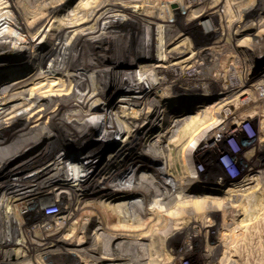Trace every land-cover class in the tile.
Listing matches in <instances>:
<instances>
[{"label": "bare ground", "instance_id": "bare-ground-1", "mask_svg": "<svg viewBox=\"0 0 264 264\" xmlns=\"http://www.w3.org/2000/svg\"><path fill=\"white\" fill-rule=\"evenodd\" d=\"M70 1L44 0L41 5H38L39 7L36 5L37 8L35 9L31 8V0H25V3H21L19 0H7L8 4H0V33L3 32L6 35L5 40L0 43V150H4L9 146H12V149L19 147L24 140L37 134L41 135V139L47 140L58 133L59 130H65L61 127L68 124V121L70 123V120H73L74 111L79 103L97 106L95 110L82 117L77 125H71L70 129L64 131L63 143L53 142L48 145V152L44 153L42 157L37 155L40 148L37 149L39 140H36L30 148V153H26L23 157L12 161H0V186L4 188L12 187L10 191L12 192V203H7L6 199L5 201L0 199V217L5 216L6 219H12V238L6 235L4 230L6 228L0 223V227H2L0 229L3 232V246L1 249H5L12 243V251L1 257L2 260L7 262L12 258V262H18L19 264L22 262L21 264H24L23 261L19 260L24 258L30 244H35L37 249L32 256L36 259L33 261L30 259V261L33 264H46V261H44L46 256L55 252L58 249L57 246L63 242L60 234L63 231H72L73 229L84 233V238L77 240L75 244L83 252L91 251L90 247L89 249L82 246L89 236L88 228L90 227L82 224L79 228L78 223L75 225L69 224L68 222L71 220H67L71 219L72 216L85 215L87 221H92L93 215L87 212V208L85 209V199L83 198L87 196L88 189L95 187L92 183L93 178L97 179L102 170L103 172L110 170L112 166L121 162V160L127 163V169H124L125 172H123V169L115 170L113 175L116 179H112V182L115 180L114 185H106L100 191L101 193H97V199L106 200L102 198L103 195L101 194L106 193L104 196H107L111 191L124 197L128 193L134 192L131 186H145L152 191V194L168 197L183 196L185 198L181 203H177L179 206L167 209L169 211L163 213L169 218L171 216L173 218L175 216L184 217V213L187 212V208L184 206L186 203L194 204L195 216L205 217L206 214H209L207 212L214 209L212 203L216 202L218 204V202L211 201L215 197L199 196L195 199L187 193L190 184L195 185L200 182V176L198 178L194 171L193 144L190 141H196L199 137L204 140V137L206 138L210 134L215 135L216 138L219 132L229 135L237 134L238 131H241L240 127L245 119L240 118L236 111L254 101L256 90L259 91L256 98L264 100V84L262 82L250 84L249 79L245 77L247 67L243 74L238 73L236 66L239 62L238 55L233 54V58L229 59L230 62L227 65L218 67L216 52L214 54L208 53L209 51L207 52L204 47H201L195 48V54L192 52L194 56H197L195 66L191 67L190 70L184 68L185 71L181 70L179 74H174H177V76L191 74L199 76L202 82L199 83L195 78L197 81H194L193 87H197V90L201 92L202 90L216 92L219 100L217 99L214 103L204 106L203 111L198 113V115H202L201 118L195 115L190 121L185 117L167 119L169 114H167L165 108L161 109L159 107L154 94L159 96L165 94L162 92V88L154 90L153 79L159 82L161 78L159 75L163 76L165 74L162 72L172 71L173 66L175 67L174 70H178L183 66L180 64L181 62L176 63L173 60L185 51L186 46L180 45L174 48L166 46V43L168 44L170 41L179 40L182 34L178 33L176 37L168 36L164 41L165 43L161 44L150 38L148 42L136 43L132 40L133 35L141 34L143 37H152L156 23L174 19L173 10L179 8L186 11V9L198 8L205 4V6H208V3H204V0H77L73 10H68L69 12L60 17L59 12L63 7L68 6V3L70 4ZM228 2L225 3L229 4ZM251 2L253 3V1ZM239 3L236 4V9H238ZM231 4L234 3L230 2V6ZM244 4V6H247L245 2ZM259 4L261 6V3ZM254 6L256 7V3ZM258 9L260 11L261 8L258 7ZM239 11L242 13V10ZM130 12L136 14L135 24L132 23L131 26L127 18ZM247 13L246 15H249ZM262 13H259L261 17H258L264 20ZM227 14H229L228 11ZM231 14H234V12ZM243 16L240 15L241 18ZM252 16L254 17V14ZM240 17L238 19H241ZM181 20L177 19V24ZM232 20L234 19L232 18ZM56 21L59 24L60 22L63 23V25H50L46 27V30H42L35 35L34 38L30 36L31 31L37 29L42 22L53 24ZM238 23L240 24V21ZM239 24H236L239 29L247 27L246 24ZM212 33L214 32L212 31ZM187 45L189 46V44ZM9 52H12V63L1 60L2 56ZM211 66L218 68L205 77L203 74L206 71L210 73ZM150 72L156 74L153 76L155 78L150 77ZM231 76H235L234 78L237 81L233 82ZM120 77L121 79H118ZM183 80L187 81L186 78ZM176 82L177 80L169 81L167 85L168 87H174ZM214 82L217 83L218 87L213 86ZM237 82L238 84L235 85ZM135 84L142 85L145 90L134 98V105L130 106L131 109L125 113L124 111L129 108L125 103L128 92ZM88 92L89 95L91 93V98H88L90 100L82 99L81 96L86 95ZM106 96L107 98H105ZM117 97L118 99H115ZM230 106H235V108L230 111ZM156 110H160L159 113ZM232 112L236 115H231ZM255 113H245L244 115L250 116ZM162 114H164V117L161 122ZM208 116H213L215 119L209 122ZM167 123H170V127L163 130ZM182 125H187L186 131L189 130L190 134L191 130L199 125L200 128L197 127L199 129L197 131L198 135L196 133L191 135L189 137L191 139L182 147L168 148L165 146L167 144L166 140L178 134ZM55 130L58 132H54ZM186 131L184 134L187 135ZM153 132H158V137L154 141L155 143L150 142L153 145L148 147L147 143L149 142L147 140L149 137L147 138V135H151ZM182 138L184 137L180 139ZM134 139L138 140V145ZM102 140L106 141L101 146L106 148V145H110L107 150L105 149L108 152L107 156L100 162H95L92 168H86L84 163L86 164L93 158L95 155H92L93 152L103 148H96L99 142L102 143ZM123 151H128V156L121 157L120 154ZM68 159L77 160L79 164L69 165ZM168 168L171 169L168 170ZM132 170L134 171L130 175L134 179L126 181V175ZM67 174L71 177L68 178ZM60 196L66 200H71L73 196H76L78 201L76 200L73 203L70 212L68 211L69 213L65 217L54 218L56 214L53 211L52 214L49 213L50 215L43 216L40 213L42 207L52 204L51 200L54 198H56L54 204L59 203L58 198ZM45 201L48 202L45 204ZM92 204H95L94 201ZM222 204V212L226 213L230 208L236 207L238 204L240 207V204L243 203L224 202ZM219 205L221 207V204ZM90 206L95 207V205ZM189 206L191 207V205ZM35 214L36 216H34ZM177 217L174 219V224L169 223V226L167 225L168 228L181 227L178 224L184 221H176ZM169 218L167 219L170 220ZM224 218H226L225 222L227 224L226 226L221 225V229L218 230L217 234H225L226 236L234 219L230 214ZM133 226L136 227L135 229L139 227L137 225ZM209 226H212V224H209ZM33 233L37 235L31 237ZM29 234L30 237L26 238ZM59 236L60 238H58ZM13 244L18 247L17 250L14 249ZM222 245L224 246L223 243ZM66 252H74V250L68 248ZM55 253H58V251ZM209 262L211 261L209 260ZM85 264L94 263L92 260H85Z\"/></svg>", "mask_w": 264, "mask_h": 264}, {"label": "rangeland", "instance_id": "rangeland-1", "mask_svg": "<svg viewBox=\"0 0 264 264\" xmlns=\"http://www.w3.org/2000/svg\"><path fill=\"white\" fill-rule=\"evenodd\" d=\"M0 1V4H8L7 0ZM19 1H21V3H25V0ZM43 1L44 0H31V8H37L36 5H41V2ZM226 1L228 2L229 0H204V3L207 2L208 6H205V4L203 5L205 6L204 8L203 6L198 8L193 7L195 10L193 8H189L186 9V11H183L179 8V10L174 8L175 10L173 11L176 17L174 16L172 21L156 23L153 28L152 37H143L141 34L133 35L132 40L136 43L148 42L150 38L151 40H157L159 44H161L168 36L176 37L178 33L182 34L179 40H174L175 42L170 41L168 44L166 43V46L170 48L180 45L186 46L184 49L185 51L173 60V62L176 63L181 62L180 64L183 66H181V68L178 70H174L175 67L173 66L172 71L167 70L162 72L165 74L163 76L159 75L161 78L159 82L156 80L158 83L155 81V79H153V85H155L154 90L162 88V92L165 94L162 96L154 94V96L157 99L159 107H161V109L165 108L167 114H169V118L167 119L172 120V118L175 119L185 117L188 118V121H190L195 117V115L202 117V115H198V113L203 111L205 108L204 106L214 103L219 98L216 92H206L203 90L201 92L200 90H197V87H193L195 84L194 81L198 80L199 83L202 82L200 81L199 76L197 77L193 74L177 76V74H174H179L181 70L185 71L184 68H188V70H190L191 67L195 66L194 64L197 60V56H194L195 48L198 49L204 47L207 52L209 51L208 53L214 54L216 52L215 55L217 56L216 62L218 63V67H220V65H227L230 62L229 59L233 58V54L238 55L239 57L237 58H239V62L236 64L238 73L240 75L243 74L247 67V75H245V77L246 79H249L250 84H259L260 82L264 84V20L263 18H259L261 17L259 13L263 12L261 15L264 16V0H255L256 2L254 0H231L230 2L234 3L233 5L231 4V6H233L235 9L237 8L236 4L240 2L238 4V9L242 10V13L238 9L235 10L233 7L231 9L230 2H228L229 4H226ZM251 1H253V3ZM244 2L247 4V6H244ZM258 2L261 3V6ZM75 3H77V0H71L70 4L68 3V6L63 7L58 15L63 17L65 13L72 11ZM255 3L256 7L254 6ZM252 6L253 8L251 9ZM258 7L261 8V12L259 11ZM227 11L229 14H227ZM237 11L241 13L240 15L242 16L246 11L249 13V15H246V12L244 14V16H246L241 18ZM232 12H234V14H231ZM250 14H254L255 18L252 15L250 17ZM212 17H215V19ZM229 17H232L234 20ZM238 17L241 19H238ZM127 18L130 26L135 24V13L130 12L127 15ZM177 19H182L179 24L176 22ZM255 19L257 20L255 21ZM238 20L240 21V24L238 23ZM249 20L253 21L250 22ZM58 21H56L57 24L56 22L53 24H50V22H42L43 24H39L37 29L31 31L32 34H30V36L34 38L35 35H37L42 30H46V27H49L50 25H63L61 22L59 24ZM258 21L259 23H257ZM224 22H227L229 25L226 23L224 24ZM235 23L237 25H241V23L247 25V23H249L250 25H247V29L245 27L239 29L236 27L237 25ZM212 31L214 33H212ZM5 36L6 35L3 32L0 33V43L5 40ZM208 41L209 43H207ZM187 44H189V46ZM9 53H5L1 60L12 63V52ZM218 67L213 68L211 66V72L209 73L206 71L207 73L205 72L203 75L206 77L207 74H211ZM149 75L151 78H155L153 76L156 74H152V72H150ZM231 77L234 80L233 82L237 81L234 78L235 76ZM184 78H186L187 81H184ZM118 79H121V77ZM175 80H177L175 86L168 87L167 83L169 81ZM237 84L238 82L235 83V85ZM213 86L218 87L217 83L215 82L213 83ZM144 90L145 89L143 86L138 84H135L131 87L128 92V98L125 102L127 108H129L128 110L124 111L125 113L131 109L130 106L134 105V98L139 96V94H141ZM258 92L259 91L256 90V97ZM89 97L91 98V93L89 95V92L86 93V95L81 96L82 99L85 98L88 101L90 100L88 99ZM118 97L115 99H118ZM256 97H254V101H251L252 103L250 105H246L240 108V110L236 111V114H238L240 118L245 119L240 127L241 131H238V133L235 134L236 136L219 132L216 138L215 135L212 136L213 134H210L207 135L206 138L204 137V140L203 138L199 137L196 141H190L193 146H195H192V154L194 157L193 166L198 178L200 176V182L195 185L193 183L192 185L190 184L187 193H189L188 195H192V197L195 199H197V197L199 198V196L215 197L214 200L211 199V201H217L218 204L216 202L212 203V205L214 204V209L210 210L211 213L207 212L209 214H206V216L203 218L197 217L194 213V204L186 203L184 206L187 208V212L184 211V217L179 218L175 216L177 217L176 221L183 220L184 222L180 223L181 225L178 224L179 227L181 226L180 228L172 229L171 227L168 228L167 225L169 226V223L174 224L173 222L175 217L173 218L171 216L169 218L163 213H167L169 211L167 209L179 206L178 204L183 201V196H160L157 194H152V191L145 186H131V188L134 189V192L130 194L128 193V195L124 197L114 194L111 191L107 195L108 198L107 196H104L106 193L101 194L103 195L102 198L106 200L102 201V199H97V193L104 189L106 185H114L113 182L115 180L112 182V179H116L113 175L115 170L127 169V163L121 160V162H118L112 166L110 170H105L104 172L102 170L97 179H94V177L92 183L95 185V187L88 189L87 196L83 198L85 199V209L87 208V212L93 215L92 221H87L85 215L79 217L72 216L71 219L67 220H71L68 222L69 224L72 223L75 225L78 223L79 228H81L82 224L90 227L88 228L89 236L87 239H85L86 241L82 246L87 248L90 247L91 251L83 252L80 247L75 244L77 240L84 238V233H82L80 230L73 229L72 231H63L62 234H60L62 236L63 242L61 245L57 246L58 249L55 250V252L58 251V253L53 252L47 255L44 260L46 261V264H85V260H92L94 264H264V100L258 99ZM105 98H107V96ZM95 107L97 106L94 104L79 103V105L76 107V110L74 111V121L70 120V123L68 121V124L62 126L61 128H64L67 131L70 129L69 127L71 125H77L78 121L82 117L86 116V114H89L91 111L95 110ZM234 108L235 106H230V111H232ZM156 111L159 113L160 110ZM252 112L256 113L250 116L244 115L245 113ZM230 114L233 116L236 115L233 112ZM163 115L164 114L161 116V122L164 117ZM208 117L209 122H212L215 119L213 116ZM168 127H170V123H167L163 130ZM197 127H199V125L194 127L190 134L189 130L186 131L187 125H182L178 134L166 140L167 144H165V146L168 148L182 147L188 142L189 139H191L189 138L191 135H195V133L198 135L197 131L199 129H197ZM65 130H59V132L55 130L54 132L57 131L58 133L47 140L41 139V135L37 134L30 139L24 140L22 145L19 147L12 149V146H9L4 150H0V161H12L13 159L15 160L23 157L26 153H30V148L35 144L36 140H39V146H37V149L40 148V152H38L37 155H41L39 157H42L44 153L48 152V145L53 142L59 144L63 143ZM185 131L187 135L184 134ZM89 132L90 131L88 130V133ZM157 133L153 132L151 135H147V138L149 137L147 140L149 142L147 143L148 147L153 145L150 142H154L156 140L158 137ZM181 137L186 139H180ZM105 141L102 140V143L99 142L96 148H103L97 151L95 150V152L92 154H95L93 158L86 164L84 163L86 168H92L95 165V162L98 163L107 156L108 152L106 150L110 145H106V148L101 146V144L105 143ZM134 141L138 145V140L134 139ZM3 147L5 148L6 146ZM128 154V151H123L120 156L126 157ZM68 162L69 165L79 164L77 160L73 161L72 159H68ZM170 169L171 168H168V170ZM133 171L134 170L129 171V174L126 175V181H131L134 179V177L130 175ZM123 172H125V170ZM66 176H68V178L71 177L68 174ZM95 180L98 181L96 182ZM143 180L148 181L145 179ZM11 190L12 187L4 188L3 186H0V199H2V201H5L6 199L7 203H12ZM54 199L51 200L53 202L52 204L44 205L42 207L43 209L40 210V213L43 216L52 214V211L54 214H56L54 218L67 216L71 210L70 208L73 206V203L76 202L78 198L73 196L71 200H66L60 196L58 198L59 203L57 204H54ZM93 201L95 204H92ZM223 201L230 203L241 202L243 204H240V207L238 204V206H234L224 213L222 212V203H224ZM47 202L48 201H45V204ZM219 204H221V207ZM90 205H95V207H91ZM189 205H191V207ZM111 211L112 213H110ZM229 214L232 215V218L234 219L233 223L229 222L232 223L230 224L231 228H228L229 233L226 234V236L225 234L218 235L217 232L218 230L220 231L221 225L226 226L227 224L225 222L226 218L224 217L229 216ZM34 216H36V214ZM161 216L163 218L167 217L170 220L167 218L163 219ZM0 223L4 228H6L4 229L6 235L12 238V219H6L5 216H2L0 217ZM209 224H212V226H209ZM133 225H137V227L139 226V230L135 229L136 227ZM167 228L168 230L165 231ZM1 232L2 229H0V264H19L18 262H12V258L10 259L11 261L9 260L8 262L1 259V257H4L8 252L12 251V243L8 245V247H5V249H1L3 246V232ZM36 235L37 234L33 233L31 237ZM28 237H30V234L26 238ZM58 238H60V236ZM221 242L224 244V246ZM13 246L15 250L18 249L15 244H13ZM221 246L223 247L221 248ZM68 248L73 249L74 252H66ZM36 249L37 245L30 244L28 247V252L24 258H21L19 261H23L24 264H33L31 261L36 258L32 255L36 252ZM83 249L85 250V248ZM30 259L32 260L30 261ZM209 260L211 262H209Z\"/></svg>", "mask_w": 264, "mask_h": 264}]
</instances>
